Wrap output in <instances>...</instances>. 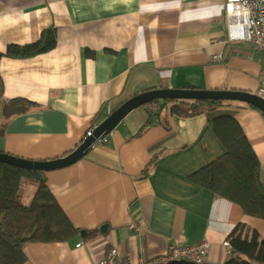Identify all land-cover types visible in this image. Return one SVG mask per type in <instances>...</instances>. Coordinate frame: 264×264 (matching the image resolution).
Here are the masks:
<instances>
[{
  "label": "crops",
  "instance_id": "obj_1",
  "mask_svg": "<svg viewBox=\"0 0 264 264\" xmlns=\"http://www.w3.org/2000/svg\"><path fill=\"white\" fill-rule=\"evenodd\" d=\"M52 27L57 42L51 50L0 59V152L61 158L93 123L156 88L264 97L262 53L230 36L223 0H0V52L35 43ZM15 99L32 105L5 116ZM164 102L158 110L131 111L106 143L76 162L39 171L72 224L85 232L27 243L24 264H97L114 246L119 260L137 262L204 238L210 249L203 264H226L232 249L224 241L238 225L245 226L243 236L257 230L264 237V219L191 180L226 153L212 123L232 116L259 159L264 182V113L245 101L224 100L181 116ZM26 194L21 199L29 203L33 194Z\"/></svg>",
  "mask_w": 264,
  "mask_h": 264
},
{
  "label": "trees",
  "instance_id": "obj_2",
  "mask_svg": "<svg viewBox=\"0 0 264 264\" xmlns=\"http://www.w3.org/2000/svg\"><path fill=\"white\" fill-rule=\"evenodd\" d=\"M57 29L44 31L35 43L11 44L2 56L28 58L55 47ZM224 100L167 99L172 113L189 116L220 106ZM12 104V105H11ZM28 100L15 99L5 106V116L26 110ZM226 153L191 175V180L218 196L239 204L244 213L264 219V182L260 162L238 120L232 116L212 123ZM34 185L29 203L21 195ZM27 189V190H26ZM238 225L230 235L231 256L226 264H264V237L257 230L243 236ZM51 192L39 171L0 162V264H24L29 242H59L81 232ZM189 264H197L190 263Z\"/></svg>",
  "mask_w": 264,
  "mask_h": 264
},
{
  "label": "built area",
  "instance_id": "obj_3",
  "mask_svg": "<svg viewBox=\"0 0 264 264\" xmlns=\"http://www.w3.org/2000/svg\"><path fill=\"white\" fill-rule=\"evenodd\" d=\"M225 16L230 36L234 39L247 40L253 43L263 56L264 60V0H223ZM264 95V78L262 82ZM157 106L150 105V109ZM97 124H93L86 135H92ZM107 138L99 139V143L106 142ZM224 245L231 247L226 239ZM77 246H80L78 244ZM210 242L204 238L192 244H172L166 253L154 258H139L137 262L130 259L119 260L118 250L114 246L100 258L97 264H174L181 261L203 264L209 259Z\"/></svg>",
  "mask_w": 264,
  "mask_h": 264
},
{
  "label": "water",
  "instance_id": "obj_4",
  "mask_svg": "<svg viewBox=\"0 0 264 264\" xmlns=\"http://www.w3.org/2000/svg\"><path fill=\"white\" fill-rule=\"evenodd\" d=\"M158 99L240 100L255 105L264 113V97L247 91L156 88L137 94L125 101L98 125L91 136L86 137L76 149L61 158L36 161L0 152V162L36 171H48L70 165L86 156L93 148V143L98 138L109 135L131 111ZM104 228L105 225L102 229ZM84 232L85 230H82V233Z\"/></svg>",
  "mask_w": 264,
  "mask_h": 264
},
{
  "label": "clouds",
  "instance_id": "obj_5",
  "mask_svg": "<svg viewBox=\"0 0 264 264\" xmlns=\"http://www.w3.org/2000/svg\"><path fill=\"white\" fill-rule=\"evenodd\" d=\"M236 40H241V39H236ZM158 100H162V99H158ZM163 101H166V100H163ZM150 105H155V106H157V107H156L155 109H150V108H149ZM142 106H144V107H145L147 110H149V111L158 110V109L160 108V104H158V101H156V100L153 101V102L146 103V104H144V105H142ZM93 124H97V127H98V125H99L98 123H93ZM93 124H92V125H93ZM92 125H91V126H92ZM91 126H90V127H91ZM90 127H89V128H90ZM97 127H96V128H97ZM89 128H88V129H89ZM96 128H95V129H96ZM95 129H94V130H95ZM112 132H113V131H112ZM112 132H111V133H112ZM111 133H110V134H111ZM86 134H87V131H86V133H85V136H84L83 141L85 140L86 137H88V135H86ZM110 134H109V135H110ZM109 135H107V136H105V137H100V138H98V139L93 143V145H92L93 148H94L95 146H97V145H100V144H104V143H106V142L109 140ZM89 136H91V135H89ZM103 138H107V141H106V142L99 143V142H98L99 139H103ZM83 141H82V142H83ZM82 142H81V143H82ZM93 148H92V149H93ZM92 149H91V150H92ZM228 240H229V239H228ZM229 241H230V240H229ZM230 244H231V243H230ZM230 248L232 249V245H231ZM186 262H188V261H186ZM190 263H191V262H190ZM174 264H175V263H174Z\"/></svg>",
  "mask_w": 264,
  "mask_h": 264
},
{
  "label": "rangeland",
  "instance_id": "obj_6",
  "mask_svg": "<svg viewBox=\"0 0 264 264\" xmlns=\"http://www.w3.org/2000/svg\"><path fill=\"white\" fill-rule=\"evenodd\" d=\"M156 101H161V100H156ZM34 189H35L34 187H33V189L29 188L30 191L26 192L27 193L26 195H30V194L32 195L34 193Z\"/></svg>",
  "mask_w": 264,
  "mask_h": 264
}]
</instances>
